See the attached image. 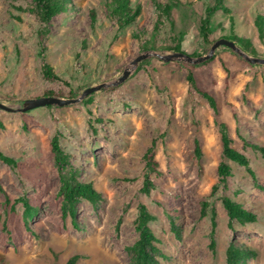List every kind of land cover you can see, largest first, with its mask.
Listing matches in <instances>:
<instances>
[{"label": "rangeland", "instance_id": "1", "mask_svg": "<svg viewBox=\"0 0 264 264\" xmlns=\"http://www.w3.org/2000/svg\"><path fill=\"white\" fill-rule=\"evenodd\" d=\"M132 1L140 4V16L119 29L105 0H72L74 10L48 25L37 21L33 0H0L1 104L18 107L49 91L74 99L87 88L107 85L63 108L0 110V152L15 162L10 167L0 161V264H51L54 256L64 264L72 255L80 256L78 264H131L125 247L138 237L139 205L157 217L149 227L167 257L161 264H225L231 243L257 253L241 264H264V159L251 147H264V65H251L223 47L200 65L156 56L174 53L168 47L179 45L181 53L198 58L233 33L251 42L253 53L240 48L244 53L264 59V0H224L229 14L214 13L208 42L200 26L213 1ZM164 6L170 8L168 15ZM143 54L150 56L130 65ZM44 64L57 79H44ZM125 69L130 76L117 84ZM188 73L214 97L217 114L190 88ZM220 122L255 179L223 159ZM55 136L80 180L91 182L103 198L96 208L77 204V228L60 218L59 177L50 147ZM152 141L159 176L150 175L153 189L144 195L142 157ZM221 162L231 173L223 183L217 176ZM224 198L241 202L257 222H234L229 230ZM18 199L37 210L29 230ZM171 221L181 230L180 240Z\"/></svg>", "mask_w": 264, "mask_h": 264}, {"label": "trees", "instance_id": "2", "mask_svg": "<svg viewBox=\"0 0 264 264\" xmlns=\"http://www.w3.org/2000/svg\"><path fill=\"white\" fill-rule=\"evenodd\" d=\"M213 6L206 8L205 17L201 22L200 34L205 42H208L209 35V24L211 17L215 12L221 11L224 14H229V10L224 5V0H211ZM35 5V15L37 21L41 25H48L50 21L57 15L70 13L74 10L72 6V0H33ZM105 5L109 10V16L112 17L117 23L119 29L133 25L135 20L140 16L141 6L140 4H133L132 0H105ZM157 8H160L157 5ZM162 11L168 15L170 8L164 6ZM92 20H94V13L91 14ZM257 25L260 31V36L263 35V29L260 25V20L257 21ZM157 28V26H155ZM229 41H233L236 45L246 53H253V47L248 39L240 38L233 33L229 36L224 37ZM169 51L180 52V46L175 45L174 47H168ZM213 60V57L210 61ZM42 73L45 80L53 81L57 77L53 73V69L44 64L42 66ZM190 88L206 101L209 107L217 114V104L212 95L199 89L191 75L188 73L186 76ZM43 96L65 98L62 94H54L53 92H46ZM71 95H69L70 97ZM221 148L222 157L224 160L229 161L239 167L246 168L250 176L255 179L253 172L249 169L248 159L240 153L238 150L233 148L232 139L229 137L227 132V126L225 123H217ZM155 141H152L151 147L145 152L142 159L144 161L145 173L143 175V184L140 193L149 195L153 189V184L150 179V175L154 174L159 176L158 162L155 160ZM51 153L54 159V166L59 177V190L58 194L61 198L60 204V218L64 222L67 218L71 220L73 227L77 228L76 217H77V204L80 201H85L92 207L96 208L102 202V195L95 189L91 182H85L80 180V172L78 168H75L70 163V157L65 154L59 144L57 136L53 137L50 143ZM254 150L258 151L264 159V147L257 145L251 146ZM194 154L197 159L201 157V151L199 148L198 141H194ZM0 161L7 166L14 167L15 162L13 159L6 157L0 152ZM218 182L223 183L227 178L231 177L230 167L221 162L217 167ZM215 189V188H213ZM15 202L21 203L23 207L22 220L28 228V222L31 221L36 215L37 210L33 208L29 202L25 199H18ZM222 206L227 216V227L233 231V223L236 222L239 225L254 224L257 222V216L254 212L248 211L241 202L232 201L229 198L222 199ZM206 204H202L201 216H205ZM157 220V217L151 214L144 205H139L138 216L135 220V230L138 234L136 241L125 247V251L130 258L131 264H161V260H166L167 257L158 247L160 241L157 236L150 229L149 224ZM171 230L175 234L178 240L181 239V230L175 225L174 222H170ZM211 236L213 237L214 231L217 227L215 223V214L211 217ZM210 248H214V240L211 239ZM257 253L252 248L234 243L229 244L226 249L225 264H241L242 262L255 259ZM80 256H70L64 264H78ZM56 263V256L53 257V262Z\"/></svg>", "mask_w": 264, "mask_h": 264}, {"label": "water", "instance_id": "3", "mask_svg": "<svg viewBox=\"0 0 264 264\" xmlns=\"http://www.w3.org/2000/svg\"><path fill=\"white\" fill-rule=\"evenodd\" d=\"M221 47L235 52L236 54H238L239 56L244 58V60L251 65H255V64L264 65V59L253 58V57L248 56L246 53H244L236 45L235 42L229 41V40L224 39V38L216 40L211 45L209 52L206 55L198 57V58H193V57L186 55L184 53H181V52H174V53H170V54L165 55V56H159L156 54V56L159 57L164 62H171V61L178 60V61H184V62L191 64V65H200V64H203L204 62L210 60L212 58V56L214 55L215 51ZM149 56H150V54L140 55V56L136 57L134 60H132L130 65L136 66L139 62L145 60ZM129 76H130V70L125 69L122 72L121 76L118 78L116 83L118 84V83H122V82L126 81ZM105 86H107V85L101 84V85H97V86L87 88L82 92V94L79 97L74 98V99H72V98H66L65 99V98H57V97H50V96H42L39 98L24 100L22 102V104L18 107H8V106H5V105L0 103V110L5 111V112H9V113H27V112H30L34 109L48 107V106L63 108V107H67V106L74 105V104L81 102L86 97L90 96L91 94H93L95 92L100 91Z\"/></svg>", "mask_w": 264, "mask_h": 264}]
</instances>
